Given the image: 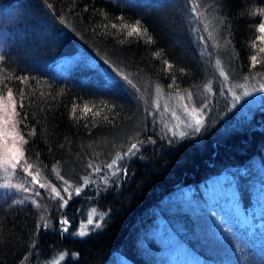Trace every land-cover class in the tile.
<instances>
[{"label": "trees", "instance_id": "trees-1", "mask_svg": "<svg viewBox=\"0 0 264 264\" xmlns=\"http://www.w3.org/2000/svg\"><path fill=\"white\" fill-rule=\"evenodd\" d=\"M260 9L264 0H0V96L13 94L24 157L55 185L83 182L64 199L39 189L36 206L0 198V264H46L59 252L57 264H146L135 238L160 218L199 264H264V100L246 121L205 116L183 135L161 129L151 109L156 95H196L211 82L208 39L241 79L264 75ZM210 184L234 187L240 222L224 236L209 214L174 205L207 209ZM212 199L222 209L227 195ZM90 208L99 226L73 235Z\"/></svg>", "mask_w": 264, "mask_h": 264}, {"label": "rangeland", "instance_id": "rangeland-1", "mask_svg": "<svg viewBox=\"0 0 264 264\" xmlns=\"http://www.w3.org/2000/svg\"><path fill=\"white\" fill-rule=\"evenodd\" d=\"M208 33V32H206ZM209 34V33H208ZM4 33L0 29V49L4 44ZM211 46L209 51L210 66L213 70V78L211 82H207L201 91L193 95L190 91H182L171 93L170 95H156L152 102L151 109L154 119L157 120L159 127L168 132V134L181 133L194 134L197 128L202 124L205 116H210L216 123L222 124L226 122L233 124L236 121H246L251 117V113L256 110L264 100V75H258L250 78L241 79L236 73L235 68L230 70L226 67L228 63L229 52L225 50L220 52L212 40H207ZM209 48V47H208ZM205 50V49H204ZM1 52V51H0ZM63 59L55 61L52 66L54 68L62 65ZM8 95L0 96V198L7 197L12 201L30 202L36 206L37 193L39 189H48L52 192L55 187L59 192V198L68 196L70 192L76 193V189L81 187L83 182L77 186H71L70 183L59 182L55 185L49 177L43 174L35 166L29 171H25L27 165L30 164L24 157L20 164L14 169L12 159L14 144L16 148L23 151L22 142L19 141L18 128L14 125V118L9 119L13 112V101H8ZM4 120H8L5 124ZM199 121V123H197ZM10 161V163H6ZM57 168V167H56ZM56 168L51 171V177L55 178ZM37 172L39 175H37ZM36 176V180H33ZM22 184L29 191L13 187V185ZM43 184L44 187L40 185ZM208 202L213 203L207 209L200 208L198 205L185 204L176 202L174 205H181L195 213H206L211 216L212 224L215 225L218 235L224 236L230 221L240 222L237 213L230 215L233 203H229L234 193V187L218 186L216 189L210 184ZM218 193L227 195V199L223 200L224 207L218 209V206L212 199ZM57 197L56 193L52 192ZM61 199V200H62ZM63 221L64 218H61ZM89 220L92 223H89ZM67 227L73 225L71 219L67 220ZM101 221V214L93 208L87 213L85 219L77 222L73 235L80 236L81 232L85 234L97 228ZM133 250L139 255L146 264H199V259L194 257L192 253L182 252L176 245L174 237L168 227H165L163 220L148 223L141 229L135 238ZM64 258V253L59 252L56 256L49 260L46 264H57ZM105 264H133L128 259L114 255Z\"/></svg>", "mask_w": 264, "mask_h": 264}, {"label": "snow or ice", "instance_id": "snow-or-ice-1", "mask_svg": "<svg viewBox=\"0 0 264 264\" xmlns=\"http://www.w3.org/2000/svg\"><path fill=\"white\" fill-rule=\"evenodd\" d=\"M195 11H196V9H193V12H195ZM259 12H260V14H264V9H260ZM138 23H139V22H137V24H138ZM258 31H259L260 33L264 34V22H261V23L258 25ZM138 32H139V28L136 27V26H133V27H131V30L129 31L128 34H129V35H132L133 33H138ZM149 39H150V38H149ZM258 39H259L260 41L264 42V35H261L260 37H258ZM252 46H253V47H256L255 43H253ZM259 51L262 52V53H264V48H260ZM2 59H3V57H0V60H2ZM251 60H252V62H253V66H255V64H256V62H257V57H256L255 55H253V56L251 57ZM23 79H26V78H22V79H21V82H23ZM260 90H261V91H264V88H261ZM12 95H13V94H12V92H11V90H10V91L8 92V97H7V98H8V101H9L10 103H12ZM21 95H23V93H21ZM21 107H23V104H21ZM86 110H87V109H86ZM73 111H75V109H73ZM16 115H18V113H16V111H15V105H14V103H13V112H12L11 116L9 117V119L14 118ZM4 123L7 124V123H8V120H4ZM197 123H199V121H197ZM13 126L15 127V123H14ZM196 130L199 131V128H197ZM17 135L19 136V141H20V142H22V143H27V141L25 140V138H24L23 135H19V133H17ZM181 135H183V133H181ZM13 147H14V150H13V153H12V159L15 160V163L12 164V167L15 169V168L17 167V165L20 164L21 160L24 159V153H23V151H21V149L16 148V147H15V144H14ZM136 148H137V145H136V144H132L131 149H136ZM6 163H10V161H6ZM113 163H115V161H113ZM32 167H33V166H32L31 164H28V165H27V168H25L24 170L27 172V171H29L30 169H32ZM108 167L111 168L112 165H108ZM96 171H99V169H96ZM37 175H39L38 172H37ZM32 178H33V180H36V176H33ZM40 186H41V187H44L43 184H41ZM13 187L23 189L24 191H29V189H28V188H25L22 184H20V185H13ZM80 190H81V189H79V188L76 189L77 194L80 192ZM52 192L56 193V195L59 196V192L57 191V189H56L55 187L52 188ZM37 195H39V193H37ZM69 198H70V197H69ZM66 203H67V201H65V205H66ZM62 206H64V205H62ZM62 223L67 224L68 221H67V220H64V221H62ZM89 223H92V221L89 220ZM84 234H85L84 232H81V233H80V235H84Z\"/></svg>", "mask_w": 264, "mask_h": 264}]
</instances>
